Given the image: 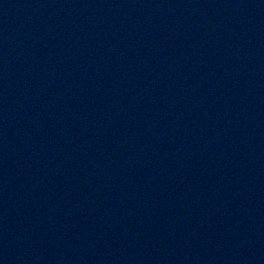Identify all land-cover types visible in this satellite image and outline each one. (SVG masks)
Returning <instances> with one entry per match:
<instances>
[{
  "label": "water",
  "instance_id": "obj_1",
  "mask_svg": "<svg viewBox=\"0 0 264 264\" xmlns=\"http://www.w3.org/2000/svg\"><path fill=\"white\" fill-rule=\"evenodd\" d=\"M0 264H264V0H0Z\"/></svg>",
  "mask_w": 264,
  "mask_h": 264
}]
</instances>
